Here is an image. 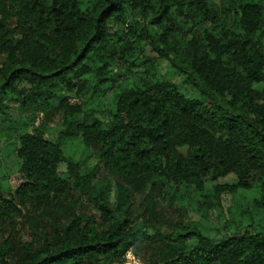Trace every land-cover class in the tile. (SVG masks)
I'll return each instance as SVG.
<instances>
[{
  "label": "trees",
  "instance_id": "obj_1",
  "mask_svg": "<svg viewBox=\"0 0 264 264\" xmlns=\"http://www.w3.org/2000/svg\"><path fill=\"white\" fill-rule=\"evenodd\" d=\"M252 187L263 206L264 0H0V264H264V233L161 219Z\"/></svg>",
  "mask_w": 264,
  "mask_h": 264
},
{
  "label": "rangeland",
  "instance_id": "obj_2",
  "mask_svg": "<svg viewBox=\"0 0 264 264\" xmlns=\"http://www.w3.org/2000/svg\"><path fill=\"white\" fill-rule=\"evenodd\" d=\"M150 56H156L155 53H148ZM166 73V71H165ZM180 87V91L189 98L200 99L201 96L198 90L189 85H185L181 78H176ZM80 102V100H79ZM41 120L38 124H41ZM42 125V124H41ZM61 123L59 120L53 122L50 125L47 133V138L54 142H59ZM63 150L66 156L72 158L75 161L88 160L89 165L92 164L90 160L93 156V152L88 149L81 139L73 141H64ZM185 153V151L183 152ZM90 157V158H89ZM89 158V159H88ZM17 160L14 156L9 158L7 163V169L14 168ZM19 177L13 176L11 184L14 188H17L21 183ZM236 177L231 175L227 178L220 179L212 185H225L229 183H235ZM211 183L207 184L208 189L211 188ZM199 199L198 193H191L190 200L184 207L174 205L173 207H165L163 210V218L166 223H181L182 225H189L190 223H196L195 227H198L199 232L204 236L212 239H220L226 235H232L242 229H250L255 233H264V205L260 206L257 201L261 200L259 191L252 187L248 190H240L235 198L232 196H225L222 198L223 211L213 212L209 214L208 220H202L199 212L197 200ZM232 209V210H231ZM231 210V212H230ZM222 221L218 220L220 217ZM227 227V228H226ZM162 231H168L163 228ZM170 232V231H169Z\"/></svg>",
  "mask_w": 264,
  "mask_h": 264
},
{
  "label": "built area",
  "instance_id": "obj_3",
  "mask_svg": "<svg viewBox=\"0 0 264 264\" xmlns=\"http://www.w3.org/2000/svg\"><path fill=\"white\" fill-rule=\"evenodd\" d=\"M125 264H143L142 261L136 257V255L130 251L125 257Z\"/></svg>",
  "mask_w": 264,
  "mask_h": 264
}]
</instances>
